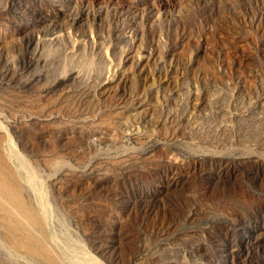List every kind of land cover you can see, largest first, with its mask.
I'll return each instance as SVG.
<instances>
[{
  "label": "rangeland",
  "instance_id": "obj_1",
  "mask_svg": "<svg viewBox=\"0 0 264 264\" xmlns=\"http://www.w3.org/2000/svg\"><path fill=\"white\" fill-rule=\"evenodd\" d=\"M0 151V264H264V0H0Z\"/></svg>",
  "mask_w": 264,
  "mask_h": 264
},
{
  "label": "bare ground",
  "instance_id": "obj_2",
  "mask_svg": "<svg viewBox=\"0 0 264 264\" xmlns=\"http://www.w3.org/2000/svg\"><path fill=\"white\" fill-rule=\"evenodd\" d=\"M14 140V139H13ZM12 144V143H11ZM17 147V146H16ZM13 148V147H12ZM1 152V151H0ZM15 152V151H14ZM21 152V151H20ZM2 157H4V155H3V152H1L0 153V158H2ZM20 158V157H19ZM22 158V157H21ZM26 160V159H25ZM26 163V162H25ZM27 171V170H26ZM31 181V180H30ZM35 185V184H34ZM0 186L1 187H3L6 191H7V198L9 199V200H13V201H15V204L18 206V205H20L21 206V201H19V199H18V190H16V191H13V193H11L10 192V188L9 187H7L6 185H4V184H1L0 183ZM35 188V187H34ZM39 190H40V188H39ZM40 197V196H39ZM44 197V196H43ZM41 198V197H40ZM48 202V201H47ZM46 203V202H45ZM47 204V203H46ZM0 205L2 206V207H4V202L2 201V199H0ZM19 207V206H18ZM47 207V206H46ZM43 208V207H42ZM49 210V209H48ZM47 214V213H46ZM22 216H24L25 217V219H27V220H33V215L32 214H22ZM45 218V217H44ZM48 218V217H47ZM48 229H49V227H48ZM55 236V235H54ZM53 236V237H54ZM32 241H34V239H30L29 241H28V244H29V242H32ZM18 243H19V241H18ZM61 243V242H60ZM39 248L41 249V250H45V248H44V245L43 244H41V242H40V244H39ZM69 249V248H68ZM70 255V254H69ZM90 255V254H89ZM92 258V257H91ZM93 258H94V256H93ZM58 264H61V262L59 263L58 262Z\"/></svg>",
  "mask_w": 264,
  "mask_h": 264
}]
</instances>
